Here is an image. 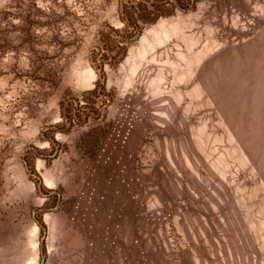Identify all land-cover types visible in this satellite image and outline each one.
<instances>
[{
  "label": "rangeland",
  "instance_id": "obj_1",
  "mask_svg": "<svg viewBox=\"0 0 264 264\" xmlns=\"http://www.w3.org/2000/svg\"><path fill=\"white\" fill-rule=\"evenodd\" d=\"M0 264H264V0H0Z\"/></svg>",
  "mask_w": 264,
  "mask_h": 264
}]
</instances>
